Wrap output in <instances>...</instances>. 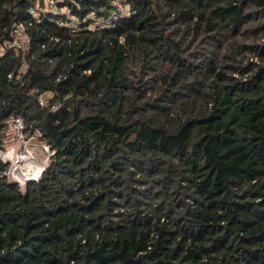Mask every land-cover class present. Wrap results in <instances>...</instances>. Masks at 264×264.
I'll use <instances>...</instances> for the list:
<instances>
[{"label":"trees","instance_id":"16d2710c","mask_svg":"<svg viewBox=\"0 0 264 264\" xmlns=\"http://www.w3.org/2000/svg\"><path fill=\"white\" fill-rule=\"evenodd\" d=\"M44 1L0 0V148L51 152L0 158V264H264V0Z\"/></svg>","mask_w":264,"mask_h":264},{"label":"built area","instance_id":"2783aa9c","mask_svg":"<svg viewBox=\"0 0 264 264\" xmlns=\"http://www.w3.org/2000/svg\"><path fill=\"white\" fill-rule=\"evenodd\" d=\"M59 0H45L44 4L46 8L57 12L61 15L59 19L60 25H66L71 31L75 30L74 23L75 17L72 16L67 7L60 6ZM120 1V0H119ZM103 27L102 23L97 24L93 28L100 29ZM6 48H12L16 50L26 51L29 50L28 38L25 32V28L22 24H16L11 30V38L4 41L0 45V53ZM25 62H21V68H25ZM39 104H44L43 97L38 98ZM25 125L20 116H12L9 119V128L2 140V146L0 148V158L3 162H7L4 175L7 179L20 183H26L27 181L38 180L42 170L26 169V162L33 153L29 149H25ZM10 145V149H5ZM14 145V146H13ZM27 170V171H26ZM26 171V172H25ZM39 175L38 178L33 177Z\"/></svg>","mask_w":264,"mask_h":264},{"label":"rangeland","instance_id":"374dc122","mask_svg":"<svg viewBox=\"0 0 264 264\" xmlns=\"http://www.w3.org/2000/svg\"><path fill=\"white\" fill-rule=\"evenodd\" d=\"M127 8H128L127 5L122 6L123 11H125ZM248 56H249L248 58L250 60H252V61L256 60L254 55L249 54ZM158 68L160 70L163 69L160 66H158ZM158 68H156V69L158 70ZM153 71L154 70H152V69H145V72L142 73L141 76L143 77V79L154 76V74L152 73ZM149 84H154L153 80H150ZM150 92H151V94L156 93V88L151 89ZM24 134H25V138H26L25 149H29L30 151L33 152L31 154V156L28 158L27 162L25 163L27 165L26 169H32V171H34L35 169L36 170L40 169L43 171L49 162V156L51 154L49 147L36 134H31L30 132H27L26 130H25ZM5 149L9 150L10 145L6 146ZM20 184H21V186L24 185V183H20Z\"/></svg>","mask_w":264,"mask_h":264},{"label":"clouds","instance_id":"9594fccd","mask_svg":"<svg viewBox=\"0 0 264 264\" xmlns=\"http://www.w3.org/2000/svg\"><path fill=\"white\" fill-rule=\"evenodd\" d=\"M38 177H39V175H37V176L33 177V179H35V178H38Z\"/></svg>","mask_w":264,"mask_h":264},{"label":"water","instance_id":"95a60500","mask_svg":"<svg viewBox=\"0 0 264 264\" xmlns=\"http://www.w3.org/2000/svg\"><path fill=\"white\" fill-rule=\"evenodd\" d=\"M4 164L6 165V164H7V162H4Z\"/></svg>","mask_w":264,"mask_h":264}]
</instances>
